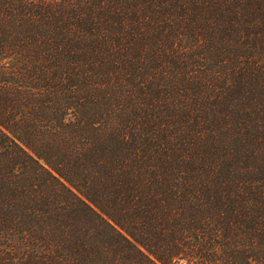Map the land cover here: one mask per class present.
<instances>
[{
	"label": "trees",
	"instance_id": "trees-1",
	"mask_svg": "<svg viewBox=\"0 0 264 264\" xmlns=\"http://www.w3.org/2000/svg\"><path fill=\"white\" fill-rule=\"evenodd\" d=\"M0 264H264V0H0Z\"/></svg>",
	"mask_w": 264,
	"mask_h": 264
}]
</instances>
